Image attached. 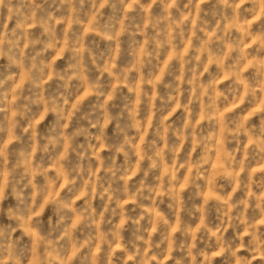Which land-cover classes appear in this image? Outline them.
<instances>
[{"label":"clouds","instance_id":"obj_1","mask_svg":"<svg viewBox=\"0 0 264 264\" xmlns=\"http://www.w3.org/2000/svg\"><path fill=\"white\" fill-rule=\"evenodd\" d=\"M0 264H264V0H0Z\"/></svg>","mask_w":264,"mask_h":264}]
</instances>
